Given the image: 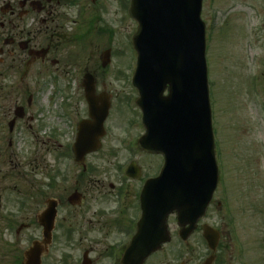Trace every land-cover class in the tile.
<instances>
[{"label":"rangeland","instance_id":"obj_1","mask_svg":"<svg viewBox=\"0 0 264 264\" xmlns=\"http://www.w3.org/2000/svg\"><path fill=\"white\" fill-rule=\"evenodd\" d=\"M116 7L114 2L117 31L104 82L109 93L132 95L128 72L132 74L135 53L127 46V39H131L136 23ZM201 18L206 24L212 124L221 185H225L227 209L234 214L237 232L245 241L241 264H264V0H203ZM104 48H98L99 54ZM1 67L0 264H14L16 259L20 264L31 242L41 240L36 216L48 199L64 201L57 215L60 224L66 215L65 197L78 177L81 186H91L96 179L105 186L117 185L125 177L118 165L129 154L119 140L124 136L128 115L112 112L101 150L84 160L85 169H90L86 172L67 153L68 130L58 110L64 81L59 92L53 94L50 78L3 71ZM30 95L33 104L28 107ZM16 107L24 109V116L9 129ZM110 148L112 154L108 153ZM146 159L152 162H143L142 156L137 162L143 170L153 172L156 158ZM108 197L113 199V193ZM59 233H53L54 242L48 248H73ZM180 254L179 247L178 261L186 260L187 256Z\"/></svg>","mask_w":264,"mask_h":264},{"label":"flooded vegetation","instance_id":"obj_2","mask_svg":"<svg viewBox=\"0 0 264 264\" xmlns=\"http://www.w3.org/2000/svg\"><path fill=\"white\" fill-rule=\"evenodd\" d=\"M114 2L116 9L130 18V0H0L1 70L50 78L57 85L56 90H50L53 94L59 92L63 87H59L60 83L64 81L60 114L68 130L65 139L68 155L74 158L72 146L82 127L100 143L96 151L84 155L86 160L102 148L112 112L116 111L118 116L128 115L123 126L124 136L119 140L129 154L125 162L118 165L119 173L125 177L117 185L106 186L99 179L91 186H81L78 179H82L78 177L65 197L66 215L61 217L60 224L57 215L64 201L55 199L57 215L50 244L54 242L53 233L58 230L65 244L74 247L44 248L41 264H241L245 241L237 232L234 214L227 209L226 189L222 185H218L204 215L194 224L180 226L176 213H169L165 220L168 241L144 259L129 255L130 242L142 212L145 183L161 174L164 156L160 151L147 152L136 145L144 133L141 113L133 105L136 91L132 90V95L109 93L104 82V69L109 63L103 65V59L108 51L110 54L117 31L113 21ZM127 42L128 46L129 39ZM102 46L105 48L99 54L98 48ZM136 129L139 131L129 136ZM108 153L112 154L111 148ZM141 156L143 162L148 160L149 163L152 161L146 158H156L153 172L143 170L137 162ZM88 170L86 167L84 171ZM111 192L113 199L106 198ZM72 195L77 196L74 203L69 200ZM179 247L180 255L187 256L180 262ZM16 262L17 259L14 264Z\"/></svg>","mask_w":264,"mask_h":264},{"label":"water","instance_id":"obj_3","mask_svg":"<svg viewBox=\"0 0 264 264\" xmlns=\"http://www.w3.org/2000/svg\"><path fill=\"white\" fill-rule=\"evenodd\" d=\"M201 4L202 0L131 2L130 16L138 23L132 38L137 52L133 85L146 126L138 145L147 151H163L166 164L162 177L146 184L144 213L128 249L130 257L144 259L168 240L165 220L170 212H177L181 225L195 221L217 184ZM108 61L109 53L103 65ZM86 89H90L88 84ZM20 111L15 114L22 116ZM84 129L74 145L79 163L85 153L98 148V140ZM69 200L74 203L77 196ZM56 206L55 200H48L38 216L45 243L51 237ZM40 255V244L34 242L25 264H40Z\"/></svg>","mask_w":264,"mask_h":264}]
</instances>
